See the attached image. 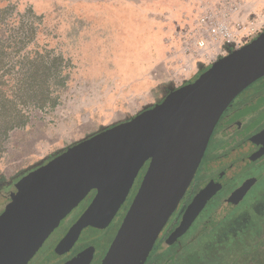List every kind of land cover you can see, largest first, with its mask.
<instances>
[{
	"label": "rangeland",
	"instance_id": "1",
	"mask_svg": "<svg viewBox=\"0 0 264 264\" xmlns=\"http://www.w3.org/2000/svg\"><path fill=\"white\" fill-rule=\"evenodd\" d=\"M181 10V0H0V48L9 61L0 107L23 114V123L0 138V188L7 187L0 192V214L36 183L39 164L182 87L168 74L169 20ZM261 88L264 76L230 103L217 125L237 119L241 111L226 113L243 99L250 97L248 111L264 109V94L253 96ZM263 137V131L247 132L224 154L236 139L218 138L216 157L210 155L216 143L208 145L188 191L200 189ZM125 211L108 228L107 244ZM182 211L176 226L169 231L166 223L156 239L149 254L157 250L156 264H264V159L236 174L205 208L190 202Z\"/></svg>",
	"mask_w": 264,
	"mask_h": 264
},
{
	"label": "water",
	"instance_id": "2",
	"mask_svg": "<svg viewBox=\"0 0 264 264\" xmlns=\"http://www.w3.org/2000/svg\"><path fill=\"white\" fill-rule=\"evenodd\" d=\"M263 76L264 34L218 60L194 82L169 91L161 103L39 164L36 183L0 214V264H26L91 190L97 194L75 228L107 226L152 153L101 263L144 264L189 186L220 116ZM263 155L264 146L230 166L191 205L203 209L234 175Z\"/></svg>",
	"mask_w": 264,
	"mask_h": 264
},
{
	"label": "flooded vegetation",
	"instance_id": "3",
	"mask_svg": "<svg viewBox=\"0 0 264 264\" xmlns=\"http://www.w3.org/2000/svg\"><path fill=\"white\" fill-rule=\"evenodd\" d=\"M263 94H264V88H261L257 92L253 93V96H256V95L260 96ZM249 98L243 99V100L235 103L227 111L226 116L229 115L231 112L241 111L242 114L237 119H234V120H231L228 122L223 121V122H221V124L219 123L220 125H217L218 124V122H217V124H216L217 129H216V125H215V127H214L215 131L213 130V132H212L213 137L211 134V137H210L211 140L209 139V142H208L207 147L205 149V152L202 156V159L199 163V166H200V164H203L204 159L207 160L209 153L206 154V151L208 150L209 146H212V144L216 143V147L212 153L210 152V155H211V157H216L219 154L226 153L234 145L241 144V142L244 141V138L247 139L246 138L247 132H249V133L251 132L252 134H254V132L258 131L260 134L262 131H264V124H262V122H261L262 121L261 115L264 112V109L248 111L250 109V107H247V104L249 103V100H250ZM161 102H159V103H161ZM227 108H226V110H227ZM257 115L260 117L256 118ZM240 118L241 119L244 118V121L241 122L239 120ZM248 119H249V121H248ZM246 121H247V123H246ZM243 124H244V127H242ZM231 127H234V128H231ZM227 137H229V140H232L233 137L236 140L232 143L231 147H229L228 149L224 148L218 154V148L220 147V145L218 146V140L217 139L219 138L220 140L224 141L227 139ZM262 146H264V137L262 138V141H260L254 148L250 149L249 151H247L244 154H241L240 157L236 158L235 160H232V162H230L228 165L222 166V169L219 170L213 177L208 178L206 180L207 182L204 185H202V187L200 189H203V187L208 182H210L211 180H213L216 177H218L219 175H221L230 166H232L233 164L242 160L243 158L248 157L249 155H251L253 152L257 151ZM151 157H152V153L150 154L149 158L145 161L144 165L139 169L138 173L136 174V176L133 180L131 187L129 188V190L127 192V195H126L124 201L119 205L113 219L111 220V222L107 226L98 227V226H94V225H86V226H83L82 228H80L78 231L75 228V224L77 223L78 219L84 213V211L89 207V205L92 203L93 199L95 198V196L97 194V190H91L85 196V198L69 214H67L59 222V224L51 231V233L43 241V243L36 250V252L26 262V264H101L104 257H105V256L103 257V255H102L103 252L105 250L109 249L111 243L113 242V240H112L110 245H109V243L107 244V242H106V239H107L106 237L108 234L107 230L111 226V224L115 220V218L118 215H120L121 212L126 210L125 212L127 214L128 210H129V208L133 202V199L135 198V196L138 192V189L141 185V182L144 178V175L147 171ZM263 159H264V155L261 156L256 161L249 164L248 166L254 164L255 162H257V164H259V162L263 161ZM199 166H198V168H199ZM248 166H246L245 168H247ZM198 168H197V170H198ZM245 168H243V169H245ZM241 171H239V172H241ZM226 184L223 185L221 187V189H223L226 186ZM189 186H190V184H189ZM189 186L187 187L183 197L181 198V200H183V201H182V204L179 206L178 211L175 213V216L169 222L167 221V225L165 226L166 230H169V229L171 230L172 228H174V226H176V224L178 223V220L180 219V217L183 213V211H182L183 205L185 206V205H188L190 202H192L193 198L196 196V194L200 190V189H198L196 191H194V190L188 191ZM4 188H7V187L2 186L0 188V192H2V190ZM183 203H185V204H183ZM179 211H182V212H180V214L177 215L179 213ZM126 214L124 213L125 216H126ZM125 216H124V218H125ZM176 217H178V219L175 220ZM153 247H154V245H153ZM102 250H103V252H102ZM156 251L157 250H155L151 256L148 255L146 262L144 264H156V263H158L159 257L156 255L157 254ZM150 252H149V254H150Z\"/></svg>",
	"mask_w": 264,
	"mask_h": 264
},
{
	"label": "built area",
	"instance_id": "4",
	"mask_svg": "<svg viewBox=\"0 0 264 264\" xmlns=\"http://www.w3.org/2000/svg\"><path fill=\"white\" fill-rule=\"evenodd\" d=\"M169 20L168 74L178 88L264 34V1L181 0ZM171 19V18H170Z\"/></svg>",
	"mask_w": 264,
	"mask_h": 264
},
{
	"label": "trees",
	"instance_id": "5",
	"mask_svg": "<svg viewBox=\"0 0 264 264\" xmlns=\"http://www.w3.org/2000/svg\"><path fill=\"white\" fill-rule=\"evenodd\" d=\"M8 56L7 53H5L2 48H0V80L8 75L9 69H6V66H8ZM39 67H35V70H33L34 73L38 71ZM37 97V96H36ZM45 102H42V104ZM20 111H14V113H6L5 106L0 107V138L7 134L8 131L19 127L23 123V114H20ZM209 253L207 250H203V254ZM210 257V256H209ZM208 259L203 261L205 264H208ZM218 264V262H216Z\"/></svg>",
	"mask_w": 264,
	"mask_h": 264
},
{
	"label": "crops",
	"instance_id": "6",
	"mask_svg": "<svg viewBox=\"0 0 264 264\" xmlns=\"http://www.w3.org/2000/svg\"><path fill=\"white\" fill-rule=\"evenodd\" d=\"M142 1V0H141ZM247 1H264V0H247ZM136 2H138V0H136ZM138 5H136L137 7Z\"/></svg>",
	"mask_w": 264,
	"mask_h": 264
}]
</instances>
